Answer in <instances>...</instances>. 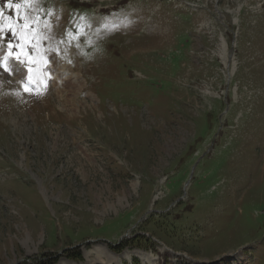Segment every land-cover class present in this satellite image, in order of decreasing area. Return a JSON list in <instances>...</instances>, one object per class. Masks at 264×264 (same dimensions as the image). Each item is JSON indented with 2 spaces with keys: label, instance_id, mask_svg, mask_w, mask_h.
Segmentation results:
<instances>
[{
  "label": "rangeland",
  "instance_id": "obj_1",
  "mask_svg": "<svg viewBox=\"0 0 264 264\" xmlns=\"http://www.w3.org/2000/svg\"><path fill=\"white\" fill-rule=\"evenodd\" d=\"M30 1L0 8V264H264V0Z\"/></svg>",
  "mask_w": 264,
  "mask_h": 264
},
{
  "label": "bare ground",
  "instance_id": "obj_2",
  "mask_svg": "<svg viewBox=\"0 0 264 264\" xmlns=\"http://www.w3.org/2000/svg\"><path fill=\"white\" fill-rule=\"evenodd\" d=\"M222 57L224 58V55ZM6 67L11 71V75L14 76L15 80H19V81L21 80L22 72L18 66V63H16L13 60H9L6 64ZM50 70L52 71V75L62 80L63 86L66 89L72 90L70 92L67 90L69 93H67L63 99L65 103H71L73 104L72 107L75 108L76 102L73 99L75 98V96L77 95L79 91V88L81 87V83L79 81L77 73L73 69H70V68L68 69L64 64L56 63V62L53 63V67L50 68ZM237 257L239 261L244 260L242 254L238 253Z\"/></svg>",
  "mask_w": 264,
  "mask_h": 264
},
{
  "label": "snow or ice",
  "instance_id": "obj_3",
  "mask_svg": "<svg viewBox=\"0 0 264 264\" xmlns=\"http://www.w3.org/2000/svg\"><path fill=\"white\" fill-rule=\"evenodd\" d=\"M8 6H9V7H12V6H13L12 3H11V0H8ZM15 7H16V8H19L20 5L17 4V5H15ZM0 17H3V10H2V9H0ZM8 27H9V31H12V32H13V35H16V33H15V31L12 29L11 25H9ZM2 36H3V26L0 25V38H2ZM10 48H11V46H10ZM10 54H11V51H10ZM16 59L19 60V56H17ZM20 63L23 64V61H20ZM0 67H4V70H5L6 72L8 71L7 67H5L2 63H0ZM25 90L27 91L28 89L26 88Z\"/></svg>",
  "mask_w": 264,
  "mask_h": 264
},
{
  "label": "trees",
  "instance_id": "obj_4",
  "mask_svg": "<svg viewBox=\"0 0 264 264\" xmlns=\"http://www.w3.org/2000/svg\"><path fill=\"white\" fill-rule=\"evenodd\" d=\"M68 256L75 259V260H81V258H82L80 253H75V254H71Z\"/></svg>",
  "mask_w": 264,
  "mask_h": 264
}]
</instances>
